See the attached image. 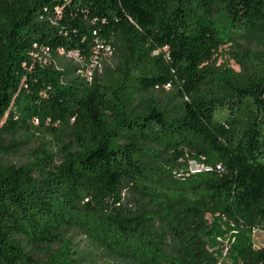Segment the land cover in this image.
<instances>
[{"label":"trees","instance_id":"trees-1","mask_svg":"<svg viewBox=\"0 0 264 264\" xmlns=\"http://www.w3.org/2000/svg\"><path fill=\"white\" fill-rule=\"evenodd\" d=\"M261 36L264 0H0V264H80L71 232L111 264H264V41L219 63ZM99 46L90 78L44 65ZM35 121L53 140L4 163Z\"/></svg>","mask_w":264,"mask_h":264},{"label":"rangeland","instance_id":"rangeland-1","mask_svg":"<svg viewBox=\"0 0 264 264\" xmlns=\"http://www.w3.org/2000/svg\"><path fill=\"white\" fill-rule=\"evenodd\" d=\"M264 41V37H257L255 40L250 42H240L237 46H227L223 49L222 57L219 60V63H228L230 66L234 67L236 70H239L240 67L235 63V60L232 57V52H237L241 48H252V49H261L262 45L260 41ZM44 65H50L56 63V68L58 70H64L66 68L78 67L77 71L72 72V76L76 77V74L83 75L84 77H90L93 75V71L97 70L99 73L102 72L105 66H114L115 58L113 54H108L106 51L101 52L98 58H95L93 62H88L82 59L76 53L65 54L60 52L59 54H49L46 51L42 52ZM174 90L172 86H166L164 92L161 90L153 91L151 94L155 97L168 100V98L173 97ZM46 127H41L37 121L33 123L32 129L30 132L21 131L13 136L7 138L8 144H15L24 142L25 146L23 150L16 155H9L3 158V162L7 164H24L26 163L31 153L41 147H45L47 142L53 140L50 135V131ZM55 146L50 148V151H54ZM191 169L196 170L197 166L192 162ZM129 209L134 210L133 206L129 204ZM210 219V216H207ZM68 238L72 240L71 250H75L79 257L80 264H111L115 260L111 257L104 249L94 247L84 236L79 233L71 232L67 235ZM264 242V230L257 232L256 234V243L262 244ZM61 246L60 244H48L46 247L49 249H57ZM32 255L37 259H42L43 256L40 254V251L32 247H28V250ZM215 262V261H214ZM216 264H221L220 260L215 262Z\"/></svg>","mask_w":264,"mask_h":264},{"label":"built area","instance_id":"built-area-1","mask_svg":"<svg viewBox=\"0 0 264 264\" xmlns=\"http://www.w3.org/2000/svg\"><path fill=\"white\" fill-rule=\"evenodd\" d=\"M100 48H104L103 46H99V48L97 49V51H96V53H97V55L95 56V57H93V59H92V62H93V60L95 59V58H98L99 56H100V53L102 52V51H100ZM107 52L108 54H113V50L110 48V47H106V48H104V51L103 52ZM47 52V51H46ZM60 52H63L64 53V51L63 50H60ZM48 53V52H47ZM99 54V55H98ZM94 72V71H93ZM92 76V75H91ZM90 76V77H91ZM90 77H88V78H90ZM168 86H170V85H168ZM194 163V162H193ZM196 166H197V169L196 170H193V169H191V172H198V171H201V170H203V169H208L207 167H205V166H201V165H198V164H196V163H194ZM260 231H263V230H255L254 231V247L255 248H264V242L262 243V244H257L256 243V234H257V232H260Z\"/></svg>","mask_w":264,"mask_h":264}]
</instances>
